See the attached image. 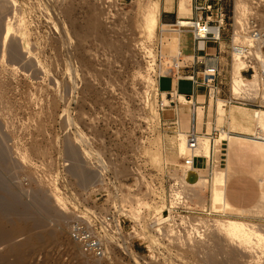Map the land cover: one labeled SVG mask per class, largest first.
Wrapping results in <instances>:
<instances>
[{"label":"rangeland","instance_id":"rangeland-1","mask_svg":"<svg viewBox=\"0 0 264 264\" xmlns=\"http://www.w3.org/2000/svg\"><path fill=\"white\" fill-rule=\"evenodd\" d=\"M137 2L0 0V201L5 203L14 196L21 204L30 203L34 193L40 190L51 204L53 194L57 193L65 205V209L60 210L68 215L64 234L32 244L23 253L14 249L16 240L23 236L12 241L2 240L0 264H15L19 257L21 264H66L62 260L68 261L67 257L60 252L69 223L80 214L89 215L93 206L103 210L111 200L109 191H119L122 200L134 201L133 197L141 196L147 206H155L152 183L157 181L154 185L161 186L159 203H167L169 184L175 180L166 175L159 177L146 162L144 151L158 133L176 135L179 127L162 125L170 122V117L165 116L164 109H158V95H153L152 91V95L146 94V83L136 74L138 70L144 73L148 58L141 48L150 44H139L142 38L134 26ZM227 8L231 12L230 4ZM14 12L24 19L28 39L25 49L15 35L4 39L6 23ZM162 27L159 25L157 37L159 34L173 36L161 32ZM15 39L20 56L11 62L8 47ZM181 40V51H192L190 34L183 33ZM155 45L149 47L156 53ZM227 45V41H223V46ZM212 46L211 42L207 44L208 48ZM3 53L4 64L1 62ZM158 63L156 56L153 76L158 73ZM6 64L17 66L19 71H6ZM231 69V62L224 55L218 88L224 99L232 92ZM241 74L247 78L242 71ZM174 87L176 83L169 78L161 79L162 90ZM189 87L186 81L178 83L182 92ZM199 94L204 96L201 86ZM220 101L209 102L212 120ZM222 103L227 108L231 105ZM232 105L247 108L250 114L254 111L251 106ZM187 107L172 102L165 109L173 110L174 116L180 113L184 118ZM153 114L158 117L155 121ZM224 126L230 129L227 123ZM17 152H25L36 166L21 162ZM181 158L179 161L183 162ZM215 159L213 163L209 161V169L204 171L209 179ZM76 161L89 174L88 181H82L74 171ZM130 162L141 173L137 181L132 178ZM200 167L204 168L205 162ZM232 170L230 176L234 177L236 171ZM232 187L244 202L253 194V188L245 181L232 180ZM183 203L190 207L186 242L176 236L178 240L168 243L166 229L154 224L150 227L154 218L147 208L142 215L138 211L137 219L144 228H151L147 239L144 238L148 242H134L132 247L126 237L132 223L127 221L122 224L120 234L114 232L117 246L111 257L109 255V261L100 264H246L247 255L226 244L210 224L217 219L239 218L263 226L264 215L248 211L222 213L210 208L208 201L205 204L189 202L184 194ZM33 210L32 206L27 207L28 212ZM52 220L45 219L47 228ZM190 221L198 225L192 227ZM167 233L175 235L172 231ZM262 261L264 264V257Z\"/></svg>","mask_w":264,"mask_h":264},{"label":"bare ground","instance_id":"bare-ground-1","mask_svg":"<svg viewBox=\"0 0 264 264\" xmlns=\"http://www.w3.org/2000/svg\"><path fill=\"white\" fill-rule=\"evenodd\" d=\"M170 1H164L165 10L170 9ZM244 8H246L245 1L236 0L234 5L235 19L239 20V14ZM179 9L186 13L190 12L191 0H179ZM160 11L161 0H138L136 4L134 26L142 38L139 44L142 45L147 42L150 43L149 46L151 44L154 46L157 43L155 45L157 48L156 53L149 46L141 48L142 53L148 59L146 60L144 73L142 70H138L136 74L146 83L145 92H147L148 96L151 94L150 91H152L153 95L160 93L164 97L167 91L160 88L159 75L170 73L169 65L179 53L177 49L179 38L176 35L162 37L160 34L157 37L159 25L163 26L164 24L160 20ZM11 35H15L21 39L23 49L28 47L23 16H20L16 12L13 13L12 18L6 23L4 39L6 40ZM154 40L156 43H153L155 42ZM19 56L20 52L15 39L8 47V61L12 62ZM156 56H158L159 61L157 65L158 73L156 76H153L151 72L154 71L152 69ZM1 62L4 64V53ZM231 68V91L235 95H238L245 87L256 86L255 81L242 77L241 71L246 68L244 61L235 60ZM5 70L11 73L19 71L17 66L7 64L5 65ZM22 73L24 74V72ZM171 92L181 104L185 102L182 94L178 93L176 95L174 90ZM198 100H204V96L199 94V88ZM164 101H166L165 98ZM222 102L221 100L216 105L215 120L210 119V105L207 118H204L202 107L198 108L197 131L203 132L202 128L205 126L206 133L199 134L196 137V153L205 159L204 168L193 167L197 173L196 181L190 183L184 179V174L188 167L179 161L180 157L188 154V142L185 134L188 124L186 123L182 125L175 124L176 127L177 125L179 127L176 135L169 136L163 132L158 133L154 141L144 151L146 162L157 172L159 177L166 175L175 180L176 183H179L181 187L179 193L184 194L189 202L205 204L208 201L210 208L214 210L219 209L222 213L227 211H236L238 213L248 211L253 214L264 215V144L252 136L256 133L257 126L264 128V110L253 111L250 114L247 108H240L232 104L227 108ZM164 111L165 116L170 117L168 118L170 122L177 116V113L174 116L173 110L164 109ZM157 118L156 114L152 115L153 121L157 120ZM170 122H167V124L162 123V125H171L172 123ZM224 123H227L230 127L229 131L233 132L227 136L228 146L225 166H221L219 158L215 159L212 166L213 175L209 179L204 174V171L209 169V158L211 155L209 133L214 124L222 126ZM234 130H242L243 132L236 133ZM17 159L24 164L28 162L36 166L25 152H17ZM73 169L82 181H88L90 176L80 168L78 161L74 163ZM232 169L236 171L234 177L230 176V173L233 171ZM232 180L245 181L253 188V194L250 195L248 200L244 202V200L237 197L236 193L232 190ZM152 190L156 194L154 187ZM207 191H209L208 194ZM53 198L54 200L51 205L44 192L39 190L29 200L30 203L21 204L14 196L9 197L5 203H1L0 201V242L6 239H11L12 241V239L15 240L23 236L22 239L16 240L15 246L13 245L16 251L23 253L32 244L43 242L46 238H54V236L64 234L68 225V215L64 210L60 209H65V205L57 193L53 194ZM133 200L135 204L130 207L129 213L136 220L139 209L143 207L148 208L149 211L158 213L157 224L161 223L160 219L166 215V213H163L164 203L147 206V202L142 197H133ZM29 206H32L33 212L27 211V207ZM46 218L53 219L49 228H47L48 222L45 221ZM194 225H198V223H191L192 227ZM205 225L207 226V224ZM210 225L212 230L225 240L226 244L231 245V248L243 251L247 255L246 264H262L264 257V225L262 226L239 218L217 219L213 220ZM102 240L105 244L106 257L102 260L83 257L79 260L78 264H100V262L109 261L108 259L111 257L112 251L117 246L115 235L112 231H108L103 234ZM179 242L181 243V241ZM107 253H109L110 257L107 256ZM19 258L15 264H21Z\"/></svg>","mask_w":264,"mask_h":264},{"label":"built area","instance_id":"built-area-1","mask_svg":"<svg viewBox=\"0 0 264 264\" xmlns=\"http://www.w3.org/2000/svg\"><path fill=\"white\" fill-rule=\"evenodd\" d=\"M243 1H245L246 8L239 14V20L235 19L234 5L236 0H192L189 17H176L172 23L163 24L164 27L161 30L163 33L178 37L183 33H189L193 47L192 52L188 54L178 51V55L173 58V62L169 65L170 73L159 75V78L167 77L176 83L177 87L174 89L176 95L182 94L185 98L183 104L188 106L184 118L178 113L176 118L170 122L171 125L180 122L188 124V129L185 132L188 154L181 158L188 167L185 173L194 170L196 159L205 161L202 156L196 153V137L206 133L205 126L202 128L203 132L197 131L199 107H202L204 111V118L205 116L207 118L210 101L222 100L226 104L247 105L253 107L254 111L264 108V0ZM228 4L232 7L231 12L228 11ZM223 41H227V47L223 46ZM210 42L213 43V46L208 48L207 44ZM224 55L230 60L231 65L235 60L244 61L246 68L242 70V73L247 76V80L255 81L256 86L245 87L238 95L232 91L227 98H221L218 88ZM180 81H188L193 91L186 94L179 92L177 88ZM200 86L204 88L203 101L198 100L197 91ZM171 91H167L164 97H161L160 93L157 94L158 109L163 110L169 107L172 102H175V105L181 104ZM163 124L167 123L163 122ZM256 128L257 131L252 136L264 144V128L260 126ZM232 133L224 124L222 126L213 125L209 133L211 143L209 161L211 163L216 157L219 158L220 164L225 163L228 146L227 136ZM134 165L131 163V175L134 181H137L142 176L139 168ZM154 182L157 181L152 183L156 193L153 204L158 205L159 183L154 185ZM180 189L179 183L175 181L169 184V199L163 208V213L166 215L160 219L161 223H156L158 213L149 211L152 214V219L154 218L150 222V227L154 224L159 226V229H166L167 232L175 233L172 236L166 232L170 239L168 241L165 238L168 243H174L173 240H178L176 236L181 237L183 243L188 239L190 207L189 204L183 203V194L179 193ZM120 196L119 191H109L111 200L103 210L93 206L89 215L80 214L71 220L60 252L68 259V261L62 260L63 263L78 264L83 257L102 260L106 257L105 244L102 240L103 234L108 231L120 234L122 224L124 225L127 221L132 223L129 232L126 233L128 241L132 242V247L134 242L143 241L145 244L148 242V240L145 242L144 238L148 236L147 231H151V228L148 226L144 228L140 220H136L129 213L130 207L134 206L135 202L128 199L122 200ZM146 211L147 208H140L139 214L142 215ZM157 234L158 236L161 235L159 232Z\"/></svg>","mask_w":264,"mask_h":264},{"label":"crops","instance_id":"crops-1","mask_svg":"<svg viewBox=\"0 0 264 264\" xmlns=\"http://www.w3.org/2000/svg\"><path fill=\"white\" fill-rule=\"evenodd\" d=\"M192 1V0H191ZM191 14V10L189 13H181L180 12V9H179V0H174L172 2H170V9L169 10H165L164 9V0L161 1V11H160V20L161 22H163L164 24H167V23H172L174 21V19L176 17H189ZM179 38V41H178V45H177V49L178 51H181V44H182V40H181V36L178 37ZM192 51H190L189 53H191ZM188 54V53H187ZM161 78H159V85H160V88H161ZM187 83H189L188 81H186ZM190 84V83H189ZM162 89V88H161ZM176 89V87L174 88H169V89H165L166 91H171V90H174ZM178 89V88H177ZM179 92H182L178 89ZM192 87L190 85L189 87V90L187 91H184L182 93H190L192 92ZM197 94H198V91H197ZM201 163L204 164L203 161H199V160H195L194 161V165L196 167H199L201 165Z\"/></svg>","mask_w":264,"mask_h":264},{"label":"water","instance_id":"water-1","mask_svg":"<svg viewBox=\"0 0 264 264\" xmlns=\"http://www.w3.org/2000/svg\"><path fill=\"white\" fill-rule=\"evenodd\" d=\"M184 179L187 181V182H194L196 181L197 179V173L194 171V170H189L187 171L185 174H184Z\"/></svg>","mask_w":264,"mask_h":264}]
</instances>
